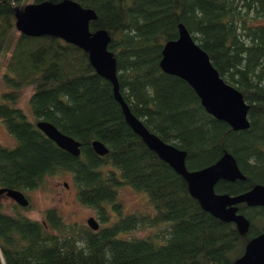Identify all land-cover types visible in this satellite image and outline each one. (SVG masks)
<instances>
[{
	"label": "trees",
	"instance_id": "trees-1",
	"mask_svg": "<svg viewBox=\"0 0 264 264\" xmlns=\"http://www.w3.org/2000/svg\"><path fill=\"white\" fill-rule=\"evenodd\" d=\"M44 1L62 0H33ZM74 1L95 11L91 32L109 34L130 111L186 152L187 169L228 153L244 179L218 181L217 193L238 195L264 185V0ZM23 2L0 0V65L5 62L8 89L1 94L0 120L17 140L14 147L0 143V188L25 194L48 175L67 171L78 200L95 209L102 225L66 224L55 208L45 209L41 220L0 210V264H230L238 258L249 239L264 233V206L238 205L250 223L245 234L204 211L184 179L127 125L111 83L95 72L85 51L58 37L16 30L14 6ZM179 24L243 94L247 129L214 118L184 80L160 68L163 45L178 37ZM26 87L32 88L33 121L17 106ZM39 119L79 141V156L48 139L36 127ZM94 139L107 145V154L93 151ZM122 186L141 192L148 208L124 213ZM138 228L149 232L128 235Z\"/></svg>",
	"mask_w": 264,
	"mask_h": 264
},
{
	"label": "water",
	"instance_id": "water-1",
	"mask_svg": "<svg viewBox=\"0 0 264 264\" xmlns=\"http://www.w3.org/2000/svg\"><path fill=\"white\" fill-rule=\"evenodd\" d=\"M14 15L18 32L31 37H58L85 51L95 72L111 83L114 98L120 105L127 125L148 149L184 179L190 195L200 207L223 222L235 223L241 234L248 231L249 220L238 212L237 204L264 206V185H254L238 195L217 193L214 187L218 181L244 179L232 155L226 153L204 168L189 170L185 164L186 152L164 142L130 111L119 91L116 58L108 50L109 34L102 29L95 32L89 30L90 21L97 17L93 9L84 8L74 0L56 3L44 1L33 2L22 8L15 5ZM159 64L162 71L181 78L194 90L207 113L227 123L233 130L248 128L249 105L243 94L219 75L207 53L182 24L178 25V37L163 45ZM35 124L60 149L72 156H79V141L62 133L46 120L39 119ZM91 146L99 156L108 153L107 145L99 139H94ZM1 194L11 198L20 207H27L29 204L28 198L20 190L0 188ZM87 224L92 230L99 228V223L93 217L87 219ZM230 264H264V233L249 239L243 253Z\"/></svg>",
	"mask_w": 264,
	"mask_h": 264
},
{
	"label": "rangeland",
	"instance_id": "rangeland-1",
	"mask_svg": "<svg viewBox=\"0 0 264 264\" xmlns=\"http://www.w3.org/2000/svg\"><path fill=\"white\" fill-rule=\"evenodd\" d=\"M30 3H33V0H24L20 7L22 8ZM4 71L5 62L0 65V99L1 94L8 90L2 81ZM31 93V87L24 88L17 102V106L25 112L29 120L33 121L34 117L29 104ZM0 143L7 147H14L17 144V140L6 131L1 120ZM25 195L30 203L27 209L21 208L17 204L16 206L18 207H15L13 200L4 195L0 198V210L6 213L19 211L32 219L41 220L45 209L55 208L66 224L76 225L79 228L89 227L87 219L93 217L100 226L102 225L95 209L78 200L77 188L73 182L72 175L67 171H57L48 175L42 186L25 191ZM119 200L123 204L124 213L142 212L148 208L146 197L141 192H137L129 186H122L119 189ZM148 232V229L138 228L128 235L145 236Z\"/></svg>",
	"mask_w": 264,
	"mask_h": 264
},
{
	"label": "flooded vegetation",
	"instance_id": "flooded-vegetation-1",
	"mask_svg": "<svg viewBox=\"0 0 264 264\" xmlns=\"http://www.w3.org/2000/svg\"><path fill=\"white\" fill-rule=\"evenodd\" d=\"M4 195H5V194H1V195H0V198H1L2 196H4ZM7 197H8V196H7ZM8 198H9V197H8ZM10 199H11V198H10ZM11 200H12V199H11ZM240 204H241V203H240ZM238 205H239V204H237V207H238ZM238 212H239V207H238ZM239 213H241V212H239ZM99 227H100V225H99ZM89 228H90V227H89Z\"/></svg>",
	"mask_w": 264,
	"mask_h": 264
}]
</instances>
